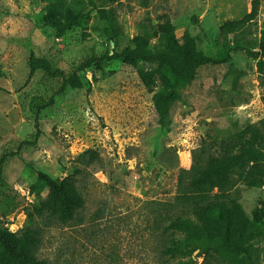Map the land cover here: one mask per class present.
Wrapping results in <instances>:
<instances>
[{"label": "rangeland", "instance_id": "obj_1", "mask_svg": "<svg viewBox=\"0 0 264 264\" xmlns=\"http://www.w3.org/2000/svg\"><path fill=\"white\" fill-rule=\"evenodd\" d=\"M111 10L123 43L142 28L152 29L168 15L177 36H198V48L215 55L232 49L228 63L202 67L180 90L169 122H156L150 94L134 67L115 61L91 88L67 87L39 114L42 134L34 140L30 98L55 94L60 83L41 70L28 78L31 52L47 57L65 72L91 53L113 43L93 28L97 10L90 0H0V168L7 181L0 195V221L20 231L34 202L32 167L53 178L75 174L84 206L71 220L34 216V253L48 264H208L199 251L169 257L162 253L172 233L163 226L178 213V177L215 153L214 142L247 124L264 133V68H258L264 0L255 16L230 34L219 26L248 14L253 0H92ZM99 6V7H102ZM196 18V19H195ZM195 19V20H194ZM248 49L253 54H248ZM86 150L98 158L83 165ZM241 202L249 213L261 189L242 183ZM14 203V205H11Z\"/></svg>", "mask_w": 264, "mask_h": 264}, {"label": "trees", "instance_id": "obj_2", "mask_svg": "<svg viewBox=\"0 0 264 264\" xmlns=\"http://www.w3.org/2000/svg\"><path fill=\"white\" fill-rule=\"evenodd\" d=\"M90 1L97 10L93 28L111 41L113 48L81 58L68 72L47 57L31 52L28 78L41 70L50 78L60 79L54 95L47 99L38 94L30 98L29 109L35 128L33 143L42 134L39 114L54 104L56 94L63 93L67 87L90 90L87 71L95 79L98 72L115 61L134 67L151 96L156 122L164 128L169 122L172 104L181 97L180 90L196 79L202 67L226 64L231 59L232 49H244L225 47L218 54H205L198 48L199 37L188 31L177 36L175 24L166 14L160 16L152 29L144 27L129 42L123 43L121 28L111 10ZM256 3L257 0L252 1V8L244 17L225 20L219 26L220 32L230 34L252 19ZM258 46L259 51L254 54L245 50L260 58L258 68L262 71L264 29ZM214 143L217 144L215 153H209L203 163L183 169L189 176L180 174L178 177L180 191L172 205L178 213L163 226V230L173 236L162 253L177 257L199 251L208 264H264V198H258L248 213L241 202L243 188L238 185L242 183L249 189L264 186V133L259 127L247 124ZM97 158V151L86 150L77 160L90 165ZM32 170L35 178L29 188L34 202L27 212L24 227L11 231L0 221V264H48L34 253L38 232L30 227L32 218L47 214L67 221L84 206V198L76 187L78 169L63 178H53L36 166ZM6 186L0 168V195Z\"/></svg>", "mask_w": 264, "mask_h": 264}, {"label": "built area", "instance_id": "obj_3", "mask_svg": "<svg viewBox=\"0 0 264 264\" xmlns=\"http://www.w3.org/2000/svg\"><path fill=\"white\" fill-rule=\"evenodd\" d=\"M11 230V229H10ZM12 231V230H11Z\"/></svg>", "mask_w": 264, "mask_h": 264}]
</instances>
